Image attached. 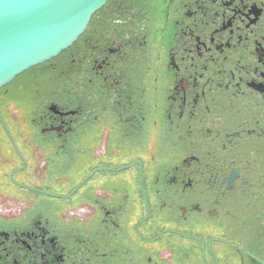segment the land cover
Returning a JSON list of instances; mask_svg holds the SVG:
<instances>
[{
	"label": "flooded vegetation",
	"instance_id": "flooded-vegetation-1",
	"mask_svg": "<svg viewBox=\"0 0 264 264\" xmlns=\"http://www.w3.org/2000/svg\"><path fill=\"white\" fill-rule=\"evenodd\" d=\"M0 264H264V0H107L2 87Z\"/></svg>",
	"mask_w": 264,
	"mask_h": 264
},
{
	"label": "water",
	"instance_id": "water-1",
	"mask_svg": "<svg viewBox=\"0 0 264 264\" xmlns=\"http://www.w3.org/2000/svg\"><path fill=\"white\" fill-rule=\"evenodd\" d=\"M107 0H0V89L72 46Z\"/></svg>",
	"mask_w": 264,
	"mask_h": 264
}]
</instances>
